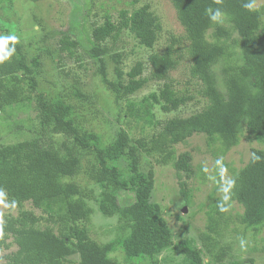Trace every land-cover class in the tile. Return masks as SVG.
I'll return each mask as SVG.
<instances>
[{"label": "trees", "instance_id": "trees-1", "mask_svg": "<svg viewBox=\"0 0 264 264\" xmlns=\"http://www.w3.org/2000/svg\"><path fill=\"white\" fill-rule=\"evenodd\" d=\"M75 1L74 14L92 4ZM167 1L181 35L162 40L160 18L150 4L137 6L138 0L115 21L105 16L91 26L80 56L75 52L81 42L62 33L58 64L69 82L58 81L50 91L39 81L40 56L29 57L26 49L47 36L28 39L26 48L18 41L5 43L0 54L13 51L0 60V115L23 109L28 118L22 123L31 125L26 132L15 123L19 140L0 144V264H228L234 245L245 247L249 234L264 228L263 149L252 148L248 162L232 170L222 198L215 187L196 208H206L196 238L174 236L165 219V212L174 210L186 232L188 217L196 212L181 217L175 212L180 203L163 206L155 199L160 180L155 167L174 171L186 208L193 196L182 180L197 176L206 182L190 153L177 154L193 136L202 137L213 156L242 141L264 148V7H255L262 0ZM217 9L222 15L212 20ZM125 35L148 51L144 62L134 61L127 71L125 54L106 47ZM62 54L75 57L78 70L95 69L94 90L103 92L115 120L127 121L126 129H114L103 141L91 125L103 119L97 101L75 71L65 69ZM177 70L183 83L171 77ZM148 86L156 90L136 101ZM192 102L200 109L182 116L180 109ZM155 108L171 116L157 120ZM125 193L132 195L129 206L122 203ZM95 214L115 219L120 235L108 231L107 240H98L92 232ZM165 253L170 255L159 259Z\"/></svg>", "mask_w": 264, "mask_h": 264}, {"label": "rangeland", "instance_id": "rangeland-1", "mask_svg": "<svg viewBox=\"0 0 264 264\" xmlns=\"http://www.w3.org/2000/svg\"><path fill=\"white\" fill-rule=\"evenodd\" d=\"M131 1L132 0H92V4L87 8L82 5L81 13L79 12L76 14L73 13L75 5L78 4L75 0H44L34 4L31 3L30 0H12V4L0 3V38L14 36L16 37L15 41H18L26 48L25 45H27L28 39L39 42V39L43 38V36H47L44 43L39 46L33 45L35 47L26 49L28 50L29 57L40 56V61L43 64V79L40 78L39 81L40 84L45 88H48L50 91L53 88V85L57 84L58 81H61L65 85L69 82L68 78H66L60 71L61 69L58 64L60 55L57 50L58 40L61 38V34L66 33L70 39L75 41L79 40V42H81V45L77 46L78 50L75 52L77 56H80L81 50L87 48L88 45L85 44L87 43L85 32L90 30L91 26L101 24L105 16H111L113 18L112 20L115 21L119 11L129 9L131 11L132 7L129 5ZM143 3L150 4L151 11L160 18L162 25L160 36L162 40L169 34L175 36L182 34V28L175 21L174 11L167 0H138L137 6H140ZM259 6L264 7V0L255 3V7ZM39 22L40 24H38ZM106 47L109 49V53L118 51L125 54L124 71H127V66L131 65L136 60L144 62L148 55V51L138 48L136 43L126 35L116 44L108 42ZM61 59L62 63L66 64L65 69L69 68L73 70V72L75 71L80 81L86 85L85 90L94 97L95 101H97L95 106L100 111L99 115L102 116L103 119L99 118L97 121H91V125L102 134L103 141L107 140L108 137H111V131H114V129H126L127 121L123 119L122 121L115 120L113 108L111 109L108 102L101 98L103 92L99 89L96 91L94 90L96 82L92 79L91 74L95 69L92 70V66L86 65L87 69H90L85 73L82 69L78 70L79 64L75 57L69 58L68 55L62 54ZM84 61L86 62V60ZM171 77L175 81H180L182 83L185 81V77L180 70L174 71L171 74ZM154 90H156V87L154 86H148L147 88L142 89L138 95L135 96V100L140 101L143 97L148 96V94ZM199 109V103L192 102L186 107L180 109L179 112H182L180 113L182 116H188ZM153 112L155 113L157 120H162L163 118L171 116L161 114L157 108H155ZM26 114L27 112L23 109H12L8 115H0V131L3 132V134L0 132V144L1 142L5 144H13L19 140V137L14 136L17 134L15 130L17 129V126H15V123L21 122V124L18 125H22V128L24 127L23 129L26 132L30 129L29 126L31 124L22 123L28 118L26 117ZM7 116H12L13 118L11 117L8 119ZM12 119L13 121L11 122ZM110 123H112V127ZM252 148L264 150L263 147L254 144L249 145L245 141H242L237 147L232 148L225 155L222 156L221 154H218L213 156L206 146V141L200 136H193L188 139L186 144L177 147V154L184 152L190 153L193 166L196 168L201 167L206 172V182L201 183L197 176L191 180H186L185 178L182 180V182L187 184L193 197L190 199L191 206L189 208L185 207V213L181 214L183 201L178 193L179 182L174 177V171L171 169L168 170L155 167L154 169H157L155 179L160 177V180H158L159 189L157 188L155 192V199L161 202L163 206H169L168 204L171 201L178 202L180 203V207H178L180 210L175 211L176 214H180L181 217L190 216L193 212L197 211L196 208L201 203H206V196L210 194L215 187L216 196L222 198L223 195L221 191L225 182L231 179L232 170H238L248 162L251 156L250 150ZM216 175L218 178H216ZM214 179H217L215 184L211 182V180ZM121 197L122 203H125L126 206H129L132 203V200L130 199L132 198L131 194L125 193ZM169 208L172 209L171 207ZM94 209L96 208L94 207ZM205 210L206 208H203L201 212H196L191 218L188 217L189 222L192 223L186 232L183 230L186 228L182 227L179 221L174 220V210L172 215L168 214L166 211L165 219L168 220L169 226L172 229L173 234H175L174 236L182 233L183 235L181 237L183 238H196L197 230L201 229L203 226ZM115 221V219L104 220L102 216L99 217L95 214L92 221L94 227L92 232L95 231L98 240H107L108 237L105 236L108 231H113V234L116 237L120 234L115 230V226H117ZM232 229L233 227L231 226L230 230ZM247 239L245 247H243L242 244L234 245V253L227 261L228 264H264V228L257 233L249 234ZM165 254H162L159 259L170 255V253ZM2 255L3 253H0V257H2ZM172 259H175V257L173 256ZM118 260L121 261L120 258H118ZM174 264H177V262L175 261Z\"/></svg>", "mask_w": 264, "mask_h": 264}, {"label": "clouds", "instance_id": "clouds-1", "mask_svg": "<svg viewBox=\"0 0 264 264\" xmlns=\"http://www.w3.org/2000/svg\"><path fill=\"white\" fill-rule=\"evenodd\" d=\"M245 7L251 8L252 5L251 4H247V5H245ZM221 15H222V13L220 12V10L217 9L214 13H212V15L210 16V18L212 20H216ZM15 39H16V37H14V36H11V37H8V38H0V53H2V50H3L4 45L7 42V40H12L14 42ZM12 51H13V49H10V50H8V52L6 54H0V60L7 59V57L9 55H11V52ZM184 210L186 211V208L185 207L182 208L181 212L185 213Z\"/></svg>", "mask_w": 264, "mask_h": 264}, {"label": "water", "instance_id": "water-1", "mask_svg": "<svg viewBox=\"0 0 264 264\" xmlns=\"http://www.w3.org/2000/svg\"><path fill=\"white\" fill-rule=\"evenodd\" d=\"M185 211V210H184Z\"/></svg>", "mask_w": 264, "mask_h": 264}]
</instances>
